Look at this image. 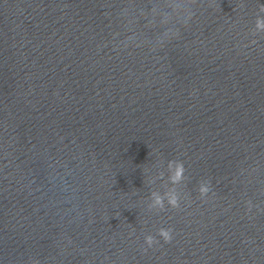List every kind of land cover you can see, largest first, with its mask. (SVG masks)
I'll list each match as a JSON object with an SVG mask.
<instances>
[{"label":"water","instance_id":"1","mask_svg":"<svg viewBox=\"0 0 264 264\" xmlns=\"http://www.w3.org/2000/svg\"><path fill=\"white\" fill-rule=\"evenodd\" d=\"M258 21L264 0H0V264H264Z\"/></svg>","mask_w":264,"mask_h":264},{"label":"clouds","instance_id":"2","mask_svg":"<svg viewBox=\"0 0 264 264\" xmlns=\"http://www.w3.org/2000/svg\"><path fill=\"white\" fill-rule=\"evenodd\" d=\"M258 27L264 28V21H258ZM183 164H180L177 168L176 171V175L173 177V181H177L179 179H181L183 177ZM202 192H207L208 188L204 187L201 189ZM157 203H161V201L159 200V198L157 199ZM171 204H173V206H176V201L173 199L172 201H170ZM173 230L171 228H161L159 230V235L163 238V240L166 243H170L173 239ZM147 243L149 244V246H151L155 241V238L152 236H148L147 238Z\"/></svg>","mask_w":264,"mask_h":264}]
</instances>
